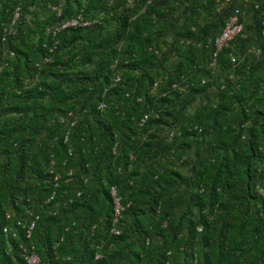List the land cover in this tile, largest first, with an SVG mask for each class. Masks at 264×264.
I'll return each instance as SVG.
<instances>
[{
  "label": "trees",
  "instance_id": "16d2710c",
  "mask_svg": "<svg viewBox=\"0 0 264 264\" xmlns=\"http://www.w3.org/2000/svg\"><path fill=\"white\" fill-rule=\"evenodd\" d=\"M260 188L264 0H0V264H264Z\"/></svg>",
  "mask_w": 264,
  "mask_h": 264
},
{
  "label": "built area",
  "instance_id": "2783aa9c",
  "mask_svg": "<svg viewBox=\"0 0 264 264\" xmlns=\"http://www.w3.org/2000/svg\"><path fill=\"white\" fill-rule=\"evenodd\" d=\"M150 2V0H148ZM239 15H240V10L238 8H236L234 10V13L230 14L223 29L221 30L220 34L215 38L214 43L216 46V49H220L222 46L227 45L231 40H233L235 38L236 35H238L241 31H242V23L239 20ZM18 16V12L16 11L14 14V17L16 18ZM14 18V19H15ZM14 19L11 22V25L9 27V30L7 31H11V26L14 24ZM96 19H92V20H87L84 19L82 13H79L76 17L63 22L61 24H58L54 27H51L48 29V31L54 35L56 34V32L60 31L62 28L72 25V26H79V25H86V24H90L91 22L95 21ZM216 54V51L214 52V55ZM232 60L234 61L235 58L232 57ZM118 79V78H117ZM156 85V83L154 84V86ZM148 117L147 114L144 115L143 117V121ZM173 131L171 130L169 132V135H172ZM114 191V190H113ZM261 193L264 195V189L260 188ZM123 207L119 204L118 199L115 198V215L118 216L120 210ZM116 220V218H115ZM33 223H31L29 225V229L32 228ZM4 230H6V228H4ZM112 231H115V227L112 228ZM28 235H29V230H28ZM99 255H97L96 257H98ZM25 259L27 261L28 264H41L39 257L34 253V252H30V253H26L25 255Z\"/></svg>",
  "mask_w": 264,
  "mask_h": 264
},
{
  "label": "rangeland",
  "instance_id": "374dc122",
  "mask_svg": "<svg viewBox=\"0 0 264 264\" xmlns=\"http://www.w3.org/2000/svg\"><path fill=\"white\" fill-rule=\"evenodd\" d=\"M88 69H89V67H88ZM185 156H186V159L189 158V157H190V158L192 157V155H191L190 153H189V154H185ZM182 167H183L182 170L187 171V169H188V164L185 163V164L182 165Z\"/></svg>",
  "mask_w": 264,
  "mask_h": 264
},
{
  "label": "clouds",
  "instance_id": "9594fccd",
  "mask_svg": "<svg viewBox=\"0 0 264 264\" xmlns=\"http://www.w3.org/2000/svg\"><path fill=\"white\" fill-rule=\"evenodd\" d=\"M40 260V259H39Z\"/></svg>",
  "mask_w": 264,
  "mask_h": 264
}]
</instances>
